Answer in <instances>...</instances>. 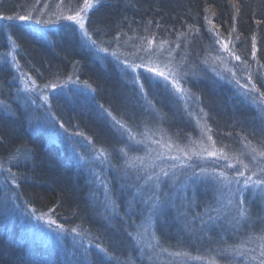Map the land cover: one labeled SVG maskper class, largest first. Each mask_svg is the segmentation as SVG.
I'll return each instance as SVG.
<instances>
[{"label":"trees","instance_id":"1","mask_svg":"<svg viewBox=\"0 0 264 264\" xmlns=\"http://www.w3.org/2000/svg\"><path fill=\"white\" fill-rule=\"evenodd\" d=\"M43 1L0 0V17H14L3 19L6 23L0 22V53L6 48V42L11 41L16 47L19 68L38 83L63 78L73 72L92 94L72 96L69 101L59 95L57 102L51 99L47 116L51 115L59 126L64 125L66 133L82 141L72 146L63 139L60 143L63 146L55 143L50 133L42 130L47 116H40L28 125L19 114V117L0 115V169L7 168L12 181L10 184L5 179L6 186L9 185L14 194L11 205L22 210L24 216V209L46 214L63 230L60 238L45 235L44 231L28 225L23 216L21 219L15 212L5 210L7 205L0 199L4 202L0 210V264H183L187 258L196 259L199 264H212L209 259L223 262L229 257L227 254L235 251L251 264H261L264 261V247L260 245L264 242L260 238L264 235V197L251 192L250 188L243 197L229 191L238 187L234 182L235 173L244 168L235 164L229 168L230 160L223 158L217 159V165L201 164L203 167L199 168L200 165L192 160L195 163L188 168L165 176L161 165L166 160L161 154L155 161L158 167L150 164V159L142 163L132 160L133 152L130 151L134 150L127 151L133 147L129 136L118 140L117 133L121 135L122 128L119 131L107 128V125H118L112 117L127 125L125 119L130 120L142 112L122 84L124 77L100 68V60L91 62L86 48H78L79 34L65 21H58L41 32L15 18L28 15L44 4ZM53 6L54 3L50 7ZM62 28L67 32L60 34ZM85 28L89 33L88 41L95 40L96 46L116 40L120 43V37L136 42L142 36L147 42H153L146 48L152 46L150 51L144 54L159 52L155 55H161L166 63H171L174 55L183 57L185 63L175 67L186 76L187 86L197 97L201 120L216 146L244 154L253 145L260 147L264 142V115L259 108L264 104L260 100L264 93L260 81L264 78V0H100L89 10ZM218 39L228 43L235 72L244 77V97L238 87L212 79L213 75L207 70L206 60ZM253 40L256 42L255 58L252 56ZM121 49L117 52L126 57ZM236 55L241 59L236 60ZM77 63L79 67L75 66ZM6 73L7 69L0 65L2 80ZM248 78L253 79L258 92L249 91L251 85L245 81ZM141 81L150 91L148 100L154 112L174 123L159 137L155 129L148 132L149 139L158 143H154V150L161 152L160 144L166 142L184 147L194 143L196 128L187 121L193 116L191 112L184 110L183 121H179L173 116L178 110L173 104L169 105L162 90H156L144 79ZM116 90L126 95L125 106L109 99V94ZM136 133L138 138L147 135L142 128ZM112 140L116 147L108 146ZM101 151L106 153L107 172L103 167L105 161L93 157L95 152ZM231 157L236 158L235 155ZM120 165L131 166L147 178L160 177L163 189L157 193L159 207L153 211L148 209L147 217L141 204H146L149 197L152 198L150 202H156V194L135 199L133 193L129 196L127 191L120 190L115 182L119 178ZM250 171L245 170L244 177H239L241 183ZM221 172L233 179V183L223 189L228 196L227 204H224L220 184L210 179ZM98 175L107 186V199L113 203H104L113 209L108 213L107 205L100 206L97 201L101 200L96 192ZM127 199L134 201L133 207L127 205ZM241 199L246 201L244 218L237 207ZM95 216L101 217L107 227ZM228 216L238 219L230 229L220 222ZM142 230H145L143 236ZM243 236L244 244H240ZM86 240L92 241L93 246L99 244L109 255L99 249L98 252L96 246L86 248ZM142 240L145 245L141 244ZM258 241L260 246L257 247Z\"/></svg>","mask_w":264,"mask_h":264},{"label":"rangeland","instance_id":"2","mask_svg":"<svg viewBox=\"0 0 264 264\" xmlns=\"http://www.w3.org/2000/svg\"><path fill=\"white\" fill-rule=\"evenodd\" d=\"M43 3L44 4L37 6L32 11L29 12L28 15H30L31 19L23 22L29 24L38 31L44 32L49 28H51L52 25H55L58 21H65L67 24H70L71 27H74V30L79 34L80 36L79 41L81 42H78V48L79 50L86 48L87 52H89L91 62L97 63L98 60H100V62L98 63L100 68L106 70V72L107 71L112 73L114 72V74H116L117 77L119 76L124 77V81L122 82V84L125 86L127 91L130 94H132V96L135 98L134 102H136L138 106L137 108L142 110L139 116H137L136 114L135 117L131 118L130 120L125 119L126 121H128L127 123L128 126L125 125L126 128L134 131L132 132V135L134 136V140H132V143L130 144L133 147L127 148L128 152L129 150H134V151H130L133 152L132 160L135 161L140 160L142 163V162H147L150 159L149 161L150 164H153L154 166L158 167L159 165L158 164L156 165L155 161L157 157L159 158V155L161 154L166 160V161L163 160L164 164L161 165V167L163 168L165 173L171 174L176 172L177 170H180V168H185V167L188 168L189 164L191 163L194 164L195 162L198 163V165H200L198 166L199 168L203 167L202 165H206V164L217 165L218 156L217 157L208 156L207 152L216 151L219 154L221 151H223L230 160L228 164L231 165L235 164L242 167V165L237 162L236 158L231 157V155H235V157L240 156V158L244 160V163L249 165L248 170L251 171L250 174H247V176L252 175V172L254 171L258 172L259 168H264V158L262 160L261 157L257 156L256 162H253L250 151H245L244 155H241L242 153L239 154V152H235V151L231 152L228 150H223V148L216 146L212 139L211 140L208 139L210 133L205 127L204 122L202 121L203 117L200 115L198 99L191 92L189 86H187L186 76L183 75V73L181 72H177V69L175 67V65L181 67L180 65H183L185 63V61H183L182 59L183 57L178 58L173 54L174 56H172V58L170 59L172 62L166 63L161 57V55L160 56L155 55V54H159V52L144 54L146 51L144 52L141 49H146L147 46H149V43L147 42V39L144 37L142 38V36H139L140 39H136V42L127 37H123V38L120 37L119 39L117 38L120 43H118L116 40V41H111L105 45H100L99 43L97 44V46L93 45L88 41V38L83 34L82 30L79 28L78 25H76L74 22L63 19L64 16L74 14L77 10H79V8L83 7L84 0H71V2L67 0L63 2H55V0H44ZM49 3H52V5L54 3V6L50 7L52 5H47ZM36 20H40L41 23L37 24ZM2 21L3 19H0V22ZM20 21L21 20H19V22ZM3 22L6 23V21ZM66 32L67 30H65L64 28H62L59 31L60 34H64ZM82 39L84 42H82ZM6 43H7L6 48H4V50L0 53V65H2V67H5L8 71V73H6L7 76L5 77L4 80L0 78L1 79L0 80V115L1 116L7 117L12 115L19 117L18 116L19 114L21 116L20 118L26 120L27 124L29 125V122H34L36 118L40 116L43 117L47 116L46 112H48V110L51 107V99L53 100V102H57L56 99L57 95L62 96V98H65L69 101L72 98V96L75 97L81 96V94H90V92L92 94V90L91 89L89 90L87 86H85L83 83L78 81L77 78L74 77L75 75L73 72H70L63 78H57V79L54 78L49 81L46 80V81H41V83H38L34 78H32L30 75H28L19 68V65L17 63L16 47L13 46L11 41H8ZM151 45H153V42ZM217 45L214 47V50L211 52V55L208 56L210 58L206 60L208 63L207 70H209L210 74L213 75L212 79H215L223 83L225 82L231 85L233 88L238 87L239 92L242 94L241 96L244 97V90L242 87H240V85L244 84L243 82L244 77L238 76L237 73L235 72V68L233 65L234 60L229 54V51H225L220 43H218ZM228 47L230 50V46ZM151 48L152 46L149 47V49ZM155 48L158 49V47L156 46ZM101 49H107V51L106 52L101 51ZM120 49L121 51H123L126 57H124V55H122L121 52H117ZM205 58L206 57L202 59L205 60ZM102 59L108 60L109 63H106ZM79 65L80 64L77 63L75 66L79 67ZM137 65L138 67H131ZM86 67L88 68L89 71H92V68H89L91 67L89 64H86ZM149 68H159L160 70H165V71L171 69L172 72L177 75V78L180 81V87L183 89V92L178 93L173 87L171 81H165L162 77L157 76L155 72L148 71ZM141 79H144L147 83H150L153 86V88L162 90L163 94L167 97V102L169 103V105L173 104L174 107H176V109L179 111V112L178 111L174 112L173 115L174 117H177L176 119H178L179 121H183V114H185L184 110L186 111V113L191 112L190 115L193 116H190L191 119L187 121H189L191 125H193L196 128L195 132L197 133L196 134L197 137L193 139L194 143H191V145L184 147V146L172 144L171 142H166L160 144L161 152H157L156 150H154V148L156 147L155 144L158 145V143L156 141L153 142L152 140H150L151 138L149 139L148 132H153V130L155 129L159 137V135L161 136V133L166 131L165 128L168 129L169 127H171V124L174 123H172V120H168L169 118L167 117L166 119L162 118L154 112L155 108H153L151 101H150L151 103L149 104V100H148V94L150 91L148 90L147 86L145 88V85H143L144 83H142ZM237 80H239L240 82L239 85L236 83ZM33 81L35 82V85H33ZM245 81L247 84H249V78ZM260 81L264 86V78H261ZM112 88L113 87H110L109 89L111 90ZM117 96L120 97L118 101L116 99ZM125 97L122 95L120 91L118 92L117 90L114 93L109 94V99H111L112 101L116 102L121 106L126 105L125 101L123 100L125 99ZM259 108L262 109L261 115L262 114L264 115V104L261 105V107L259 106ZM122 109L123 108H121L120 110ZM50 116L51 115H49V117L47 116L48 117L47 120L44 121L43 123L44 125H41V127L42 130L46 129L45 131L50 133L51 136L50 139L52 141H54L57 144H60L62 139L67 140L68 143L71 142V146L79 142L80 139L79 140L76 139L71 135V133H66L65 129L61 128L58 125V122H54V120ZM119 116L121 118H125L123 115L122 116L119 115ZM107 128L108 129L110 128L114 131H116V129L118 131L121 130L120 126L118 125L116 127L113 125L110 126L107 125ZM140 128L145 130L147 132L146 133L147 135L138 138L137 133L135 134V131ZM188 128H191V126H188ZM122 130L123 131L121 135L120 133L119 134L117 133L118 140L124 139L129 136L128 131H126L125 129ZM113 137L115 139V136ZM137 141H139V143H136ZM111 142H112L111 145L108 146L111 148L116 147L114 145L115 140H112ZM129 143L130 142L128 141V144ZM60 145L63 146L62 144ZM253 147L260 149V147L256 145H253L252 148ZM178 149H183V151H178ZM94 154L95 155L93 157L97 161L99 159H103L105 161V164H103L104 171L106 172L109 171L107 167L108 165L105 160L106 155L100 156L98 152H95ZM188 156H191V159H188L187 158ZM172 157H178V159H172ZM192 160H194L195 162ZM126 163L129 164L128 162ZM118 168H119L118 170L119 178H117V181H115L116 185H119L120 190L123 189L124 191H127V193H129V196L132 195V193L133 195L135 193L136 194L134 196L135 199H140L145 196L152 195L154 193L156 194V196H158L157 193H160L161 190L163 189L160 181L157 182L156 178L148 180L146 175L144 174L141 175L140 172L136 170H132L131 166L120 165L118 166ZM6 169L7 168L0 169V199L3 200L7 205L5 210L15 212L14 214L19 216L21 219L24 217L28 225L35 226L40 232L44 231L45 235L53 234L57 238H60L63 233L62 228L54 224L48 215L36 214V213L35 215L30 209L29 210L24 209V214H25L24 216L22 210L16 209L11 205L12 203L11 201L14 200V194L11 193L9 185L7 187L5 183V179L6 180L8 179L7 182L11 180ZM188 170L189 173H191L190 168ZM243 170L245 171L246 169ZM256 177L257 176H253V179L255 180ZM141 178H144L145 180L140 181ZM95 182L98 188L96 192L101 195L100 197L101 200L97 199V201H99L100 206L107 205L106 212L108 213V210L111 208L109 207V205H112L113 203L107 199L108 197L106 192L107 186L105 182L101 180V177L99 175H98V179ZM11 183L12 181H10V184ZM220 186L222 189V198L224 204H227L228 196H226V193L223 191L224 187H222L221 184ZM250 190L251 192L254 193V191L251 188ZM91 194L93 196V193ZM257 194L261 195L258 192ZM1 200H0V210L3 209V204H4V202ZM107 201H110L108 203L109 205L104 204ZM126 201L129 207L134 206L133 200L127 199ZM151 203L152 202L149 201L147 205L141 204L143 210L142 212L144 213L145 217L149 215L148 209L151 208ZM8 204L10 205V207H8ZM110 210L113 211V209ZM161 210L164 211V209ZM95 217L100 218L103 221L101 217L99 216H95ZM237 220L238 219H236V216H228V218L221 220L220 222L223 223L224 228L230 229V227L233 224L237 223ZM49 221H52V223H49ZM103 223L107 227V223H105L104 221ZM142 231L143 233H141V236H143V234L145 235V230ZM133 232H135V230ZM136 234L134 236H136ZM132 239L133 238H131V240ZM86 241H87L85 244L86 248L88 247L94 248L96 246V245L93 246L92 241H88V240ZM140 242L141 244L143 243L142 245L146 244L144 240ZM242 243L244 244V236L240 239V244ZM259 243L260 242L258 241L256 245L257 247L260 245L264 247V242L260 245ZM227 255L229 257L225 258L223 262L220 261L212 262L210 259L209 262L212 264H251L250 261H248L244 255H241L240 253H236V251L231 253L230 255L229 254ZM184 258L185 257L182 258L179 257V259L181 260H183ZM187 259L188 260H185L183 264H196V263L199 264V262H197L196 259H194V261L193 260L190 261L191 258H187ZM200 263L202 264V262Z\"/></svg>","mask_w":264,"mask_h":264},{"label":"snow or ice","instance_id":"3","mask_svg":"<svg viewBox=\"0 0 264 264\" xmlns=\"http://www.w3.org/2000/svg\"><path fill=\"white\" fill-rule=\"evenodd\" d=\"M99 3H100V0H84L83 7L79 8V10H77L74 14L64 16L63 19L71 21V22H74L76 25L79 26V28L82 30V32H83V34L85 36H89V33L86 31V28H85V23H84L85 17L88 15L89 9L94 8ZM15 18L19 19L21 21H27V20L31 19L30 15H22V16L15 17ZM0 19L12 20V19H14V17L2 16V17H0ZM233 19H236V18L234 17ZM36 23L39 24V23H41V21L40 20H36ZM216 42L220 43L222 48L225 51H229V47H228V43L227 42H222L219 39ZM91 43L93 45H95L96 41L95 40H91ZM148 43H149V45H151L152 41L149 40ZM141 50L142 51H146V52L150 51V49H141ZM101 51H105L106 52L107 49H101ZM229 54L232 55V53L230 51H229ZM252 56H253V58H255V56H256V42H255V40H253V43H252ZM235 59L236 60H240L241 57L236 55ZM131 67H138V65L137 66H131ZM148 71L155 72L157 76L162 77L165 81H171L173 87L175 88V90L178 93H182L183 92V89L180 87V81L177 78V75L175 73H173L171 69H168V70L165 71V70H160L159 68H149ZM236 83L239 85L240 84L239 80H237ZM249 84L251 85V88L249 89L250 92H258L259 91V89L257 88L256 84L252 83L251 78H249ZM33 85H35L34 81H33ZM240 87L243 88V87H246V86L245 85H240ZM253 99L255 100V97ZM260 100L262 102H264V93H261ZM150 103L151 102L149 101V104ZM101 107H103V106H101ZM201 111H203V110L201 109ZM108 115L111 116L112 114L109 112ZM112 119L115 121L116 124H118L120 126V128L125 129L126 131H128L130 140H134V136L132 135L131 131L126 128L125 124L121 123L119 120H116L115 117H112ZM60 127L63 128L64 125L61 124ZM208 139L211 140L212 137L209 136ZM136 143H139V141H137ZM248 143L250 144L251 142L249 141ZM121 151L123 152V149ZM178 151H183V149H178ZM250 153H251V157H252V161L253 162H256L257 156H259L261 158H264V142L261 143L260 149H257L255 147L251 148ZM193 154H195V153H193ZM99 155L100 156H105L106 153L101 151V152H99ZM207 155L208 156H214V157L218 156V158L228 159V156L223 151H221L219 154L216 151H208ZM241 155H244V154H241ZM187 158L191 159V156H188ZM172 159H178V157H172ZM236 159H237V162L239 164H241L244 169H246V170L249 169V165L244 163V160L241 159L240 156H237ZM227 167L231 168L232 165L228 164ZM164 175L167 176L168 173H164ZM253 176H257L258 178L254 180ZM239 177H244V171H240V170L236 171L234 182H235L236 185H238V187L235 190H232L231 188L229 189V191H230V193L232 195L239 194L241 197H243L246 194L247 190L249 188H251L254 192H258L262 196H264V168H259L258 172L257 171L252 172V175L247 176L243 180L242 184H241V181H240ZM151 179H152L151 176L148 177V180H151ZM210 179L215 181V182H217V183H220L222 185V187H228V186H230L233 183V179H230L229 177H227L223 172H221L218 177L213 175L212 177H210ZM156 180H157V182H159L160 181V177H156ZM135 195L136 194L134 193V196ZM151 200H152V198L149 197V201H151ZM149 201H145V203L147 204ZM159 201H160V197L156 196V202H152L151 208H149V211H153V210L157 209L159 207V203H158ZM229 203H232V201L230 200ZM245 204H246V201L243 200V199H241L237 203V207L240 210L241 218H244V216H245V210H244ZM49 223H52V221H49ZM73 231H76V229H73ZM262 231H264V230H262ZM260 238L264 239V235H261ZM96 247L102 253H104L106 256L109 255V253L104 248H102L99 244H97ZM174 255H179V253H175ZM262 255H264V253H262ZM261 264H264V261H262Z\"/></svg>","mask_w":264,"mask_h":264}]
</instances>
